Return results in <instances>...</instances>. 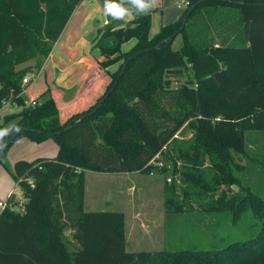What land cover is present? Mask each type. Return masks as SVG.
<instances>
[{
  "label": "trees",
  "instance_id": "trees-1",
  "mask_svg": "<svg viewBox=\"0 0 264 264\" xmlns=\"http://www.w3.org/2000/svg\"><path fill=\"white\" fill-rule=\"evenodd\" d=\"M82 1L0 0V108L9 98L25 105L18 95L27 70L16 67L36 58L40 68ZM123 7L132 19L108 15L94 45L102 59L91 56L73 98L64 99L54 87L30 91L38 105L0 123V164L21 137L54 138L59 145L52 158L14 164L25 201L19 210L0 212V264H264V198L235 174L231 153L246 147L239 143L244 126L234 125L233 116H256L264 132V0H190L182 17L156 36L150 35V11L138 13L127 2ZM178 37L182 43L175 49ZM134 38L122 53V44ZM190 71L193 79L182 82ZM9 121L14 123L6 130ZM185 128L193 134L178 138ZM161 154L170 167L154 166ZM166 170L179 175L184 202L195 197L206 212L232 214L233 222L251 209L259 224L247 237L217 248L128 251L124 212L84 210L87 171ZM220 184L232 195L221 191L214 200L209 192ZM66 229L73 232L75 251Z\"/></svg>",
  "mask_w": 264,
  "mask_h": 264
},
{
  "label": "rangeland",
  "instance_id": "rangeland-1",
  "mask_svg": "<svg viewBox=\"0 0 264 264\" xmlns=\"http://www.w3.org/2000/svg\"><path fill=\"white\" fill-rule=\"evenodd\" d=\"M180 1L184 0H159L158 5L149 10L151 12V36H156L164 24L175 22L182 17L185 9L177 6ZM123 20L127 21L126 18ZM103 26L104 28L108 26L107 22ZM136 41L134 38V40L123 43L122 53L130 50ZM181 43L182 40L178 37L173 48H178ZM45 62L38 68V60L34 58L16 67L17 70H27L23 77L29 76L31 85L35 83L33 91L40 90L46 84L45 75L35 78ZM192 79L193 73L190 71L181 81L188 82ZM26 98L32 97L27 94ZM207 104L214 110L211 102ZM12 114L14 113L9 112L6 115ZM232 122L234 125L244 126L243 132L240 133L242 137L239 143L243 144V147L246 146L243 151H231L233 160L236 162L235 174L246 178L247 185L264 198V132L254 115L247 114L244 118L233 116ZM13 123L14 121H9L6 130L10 129ZM192 134L193 130L185 128L177 133V137L187 138ZM58 151L59 145L54 138H48L42 142L32 141L28 137L16 139L7 149L3 164H0V202H6L9 196H13L9 208L19 210L21 203L25 201L24 192L13 175L14 164L17 161L54 157ZM157 159L167 165L169 163L165 161L163 154ZM178 176L168 170L153 174L140 172L104 174L91 171L86 175L84 210L124 212L128 251L149 250L157 253L162 250L217 248L228 241L247 237L253 223L259 224L257 217H252L251 209L246 211L238 222H233L232 214L206 212L203 205L196 203L195 197L189 196L184 202L185 195L182 189L184 186ZM29 182L33 180L30 179ZM235 185L237 183H233L231 187L234 188ZM173 189L176 192L175 195ZM239 190L240 188L235 189V191ZM221 191H228V195H232L226 184H220L216 192L211 191L209 194H215L214 200H217ZM242 192L245 193L243 190ZM166 200L169 206L166 205ZM179 201L182 202L183 207H178ZM204 204L207 205L205 202ZM185 207L189 208L185 211ZM64 236L70 250L75 251L78 246L73 239L72 230L66 229Z\"/></svg>",
  "mask_w": 264,
  "mask_h": 264
},
{
  "label": "crops",
  "instance_id": "crops-1",
  "mask_svg": "<svg viewBox=\"0 0 264 264\" xmlns=\"http://www.w3.org/2000/svg\"><path fill=\"white\" fill-rule=\"evenodd\" d=\"M132 17V13L126 16V22ZM109 21L110 18L105 14V8L99 0H83L73 11L38 73L37 78L45 75L46 81L40 90L54 87L62 91L64 99L73 98L77 89L83 84L85 74L89 70L91 56L96 55L102 59L97 48H94V44L104 28L103 25L106 22L108 24ZM34 88L35 83L29 90ZM90 172L88 171L86 175Z\"/></svg>",
  "mask_w": 264,
  "mask_h": 264
},
{
  "label": "built area",
  "instance_id": "built-area-1",
  "mask_svg": "<svg viewBox=\"0 0 264 264\" xmlns=\"http://www.w3.org/2000/svg\"><path fill=\"white\" fill-rule=\"evenodd\" d=\"M177 5L179 8L186 9L190 5V0L180 1V2H178ZM35 78H37V77H35ZM31 83L32 82L30 80V77L25 76L22 80V91L18 96H24L26 98L28 91L30 89ZM37 105H38V101L36 99H32V98H28V99L26 98L25 105L19 104V102L12 100V98L5 99L2 103V107L0 108V123L3 121V118L9 112L15 113V112L21 111L24 108V106L35 107ZM152 163L154 164V166H157V167L166 166V164L164 162L158 161L157 158ZM151 174H153V173H151ZM169 181H171V178H169ZM31 183H33V182H31ZM11 202H9V203H8V201L0 202V207H1L2 211L7 206H9V204Z\"/></svg>",
  "mask_w": 264,
  "mask_h": 264
},
{
  "label": "clouds",
  "instance_id": "clouds-1",
  "mask_svg": "<svg viewBox=\"0 0 264 264\" xmlns=\"http://www.w3.org/2000/svg\"><path fill=\"white\" fill-rule=\"evenodd\" d=\"M125 2L130 4L138 13H146L157 6L159 0H121V4H117L115 0H105V14L111 15L114 19H124L131 14L128 8L123 7Z\"/></svg>",
  "mask_w": 264,
  "mask_h": 264
},
{
  "label": "water",
  "instance_id": "water-1",
  "mask_svg": "<svg viewBox=\"0 0 264 264\" xmlns=\"http://www.w3.org/2000/svg\"><path fill=\"white\" fill-rule=\"evenodd\" d=\"M185 20H186V18H184V21H185ZM176 33H177V32H176ZM176 33H174L172 36H170L169 38H167L165 41L167 42V41H169L170 39H172V38L176 35ZM103 101H104V99H102V100L100 101V103H99L98 106L94 109V111H96V110L101 106V104L103 103ZM23 130H30V128H24ZM17 134H18V132H15V133H14V135L9 139V141L6 143V145L3 147V149H5L6 146H8V145L14 140V138L17 136ZM234 188H235V189H238L239 187H238V185H235Z\"/></svg>",
  "mask_w": 264,
  "mask_h": 264
}]
</instances>
